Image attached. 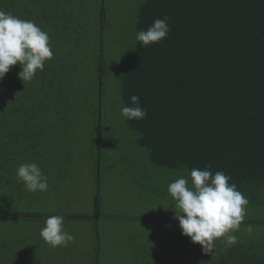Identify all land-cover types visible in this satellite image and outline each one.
Here are the masks:
<instances>
[{"label":"trees","instance_id":"trees-1","mask_svg":"<svg viewBox=\"0 0 264 264\" xmlns=\"http://www.w3.org/2000/svg\"><path fill=\"white\" fill-rule=\"evenodd\" d=\"M19 2L0 0V264H73L29 223L62 216V150L82 111L101 124L111 88L160 214L126 220L179 230L136 233L118 264H264V0H144L126 29L105 8L68 28L45 0L25 24ZM104 257L96 240L87 264Z\"/></svg>","mask_w":264,"mask_h":264},{"label":"rangeland","instance_id":"rangeland-1","mask_svg":"<svg viewBox=\"0 0 264 264\" xmlns=\"http://www.w3.org/2000/svg\"><path fill=\"white\" fill-rule=\"evenodd\" d=\"M45 1L46 14L55 9L56 14L53 17L55 15L61 17L62 14L59 15L57 8L65 11L64 18L68 21L65 26L68 28H73L77 20L79 22L82 17L86 19L87 15L91 18L82 20L83 27L97 25L95 20L100 16L102 8H105L110 26L126 29L129 22L135 19L138 7L144 0H104V6L100 4L101 0ZM19 5L22 11L17 9L16 17L25 24L31 21L38 26L37 13L45 10L43 9L45 5L38 0L37 2L20 0ZM40 6L43 8L40 9ZM29 7L31 9L27 10ZM112 35L110 31V37ZM109 38L110 49L114 42ZM109 49L107 54L111 52ZM109 87L111 88L110 84ZM111 91L106 96L103 112L98 113L101 124L94 121L89 110L82 111L81 119L74 125L70 134V146L62 150L64 158L70 160L72 165L68 167L70 171L67 176L61 178L58 183V193L51 210L62 216L36 219L29 223L31 230H36L40 236L54 243L52 247L55 248L57 258L62 256L64 261V255H68L67 263L87 264L96 240L102 247L103 256L105 253L104 259L110 258L109 262L118 264L126 262L129 257L128 244L136 233H149L152 228L156 233H179L176 229L173 230L176 232H172L168 225L161 226L150 220H126L136 217L157 218L160 214L153 207L152 199L143 197L140 187L133 182L135 177L139 181L146 179L151 170L145 165L143 152L133 154L130 146H124L125 149L121 146L126 142L131 143V133L126 129L117 128L118 115L114 114L113 106L118 100ZM118 140H122L123 143H119ZM120 153L124 155V160ZM169 212L171 213L167 210V213ZM70 215L85 218L66 220ZM108 216L121 217L125 220L111 221Z\"/></svg>","mask_w":264,"mask_h":264}]
</instances>
